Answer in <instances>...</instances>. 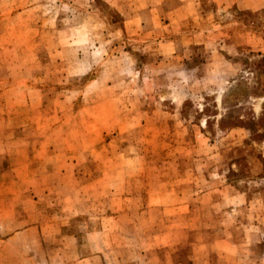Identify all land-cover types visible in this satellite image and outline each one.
I'll list each match as a JSON object with an SVG mask.
<instances>
[{
	"label": "rangeland",
	"instance_id": "obj_1",
	"mask_svg": "<svg viewBox=\"0 0 264 264\" xmlns=\"http://www.w3.org/2000/svg\"><path fill=\"white\" fill-rule=\"evenodd\" d=\"M0 264H264V0H0Z\"/></svg>",
	"mask_w": 264,
	"mask_h": 264
}]
</instances>
